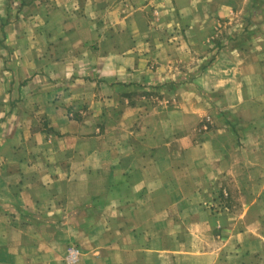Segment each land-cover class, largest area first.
<instances>
[{"label":"crops","instance_id":"obj_1","mask_svg":"<svg viewBox=\"0 0 264 264\" xmlns=\"http://www.w3.org/2000/svg\"><path fill=\"white\" fill-rule=\"evenodd\" d=\"M144 1L0 0V264H264V0H210L262 16L148 109Z\"/></svg>","mask_w":264,"mask_h":264},{"label":"rangeland","instance_id":"obj_2","mask_svg":"<svg viewBox=\"0 0 264 264\" xmlns=\"http://www.w3.org/2000/svg\"><path fill=\"white\" fill-rule=\"evenodd\" d=\"M147 3L144 1L137 8L143 11L153 34L140 41L138 47L143 48V60L151 56L149 65L139 72L136 83L123 85L121 92L132 105L146 109L158 108L163 99L170 101V107L175 106L179 93L210 94L212 88L207 82L198 86L194 80L205 77L213 62L242 44L262 16L257 8L243 16L232 7L211 5L210 0ZM198 136L196 132L194 139ZM235 201L236 197L230 198L228 203Z\"/></svg>","mask_w":264,"mask_h":264},{"label":"built area","instance_id":"obj_3","mask_svg":"<svg viewBox=\"0 0 264 264\" xmlns=\"http://www.w3.org/2000/svg\"><path fill=\"white\" fill-rule=\"evenodd\" d=\"M77 257H78L77 249L75 247H70L68 249V253L65 258V261L67 264H73L77 260Z\"/></svg>","mask_w":264,"mask_h":264}]
</instances>
